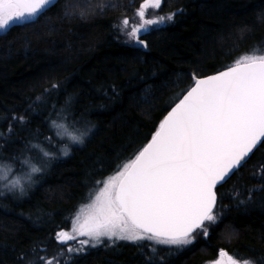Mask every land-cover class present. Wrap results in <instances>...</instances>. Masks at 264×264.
Returning a JSON list of instances; mask_svg holds the SVG:
<instances>
[{
  "label": "trees",
  "instance_id": "trees-1",
  "mask_svg": "<svg viewBox=\"0 0 264 264\" xmlns=\"http://www.w3.org/2000/svg\"><path fill=\"white\" fill-rule=\"evenodd\" d=\"M70 2L91 8L65 16ZM142 4L58 0L37 22L0 33L2 158L19 164L61 143L51 127L58 114L76 129L77 122L89 127L83 144L54 159L25 197L0 195V264H42L39 257L60 264H207L222 251L264 264V142L217 187V207L225 214L190 246L157 245L151 253L147 241H120L69 253L55 239L89 190L135 159L194 79L242 55L264 54V20L258 19L264 0H162L145 18L175 15L140 36L146 48L118 27L124 18L139 22Z\"/></svg>",
  "mask_w": 264,
  "mask_h": 264
},
{
  "label": "snow or ice",
  "instance_id": "snow-or-ice-1",
  "mask_svg": "<svg viewBox=\"0 0 264 264\" xmlns=\"http://www.w3.org/2000/svg\"><path fill=\"white\" fill-rule=\"evenodd\" d=\"M56 2L0 0V31L37 22ZM161 4L162 0H151L150 4L145 0L136 13L139 22L122 19L118 27L129 42L146 48L140 36L173 20L175 13L145 18L146 6L158 9ZM90 8V4L82 7L70 2L65 5L64 15L78 12L83 16ZM258 19L264 20V16ZM180 95L182 98L178 97L135 159L124 164L104 184L95 202L87 206L84 221L81 223L77 215L70 231L56 233L57 243L65 246L67 252H84L85 246L95 248L105 239L137 246H144L141 242L147 241L151 253L158 251L157 245L181 249L194 244L197 236L207 237L209 227L222 220L225 213L217 207V186L226 182L264 142V54L242 55L225 70L194 79V86ZM58 117L60 122H51L56 136L72 144L83 143L88 133L78 131L75 121L66 122L68 118L62 114ZM68 154L67 146L61 149L60 155ZM41 157L39 166L27 159L23 161L29 166L28 186L33 183V175L41 173L48 161L56 158L48 151H42ZM10 172V167L0 169V181H7L3 187L24 195L25 184L19 177L9 179ZM69 241L79 246L72 247ZM147 259L151 261L152 257ZM228 259L230 264H237L232 257ZM39 260L42 264H60L56 257ZM215 264L223 262L217 260ZM243 264L253 262L246 259Z\"/></svg>",
  "mask_w": 264,
  "mask_h": 264
},
{
  "label": "rangeland",
  "instance_id": "rangeland-1",
  "mask_svg": "<svg viewBox=\"0 0 264 264\" xmlns=\"http://www.w3.org/2000/svg\"><path fill=\"white\" fill-rule=\"evenodd\" d=\"M152 9H155V7H145V11H149V10H152ZM5 31H0V33H3ZM77 126L78 127H81L79 129H77L78 131L80 132H89V127L86 125V123H83V122H77ZM76 127V125H75ZM91 132V131H90ZM89 134V133H88ZM88 135L85 136L84 140L87 138ZM59 138V137H58ZM56 142V141H54ZM61 143H57L56 145H54L53 148H51V145L50 147H44V150H40L39 153H33L31 154L30 156L28 155H25L23 158H20L19 159V164H16V163H9V161L7 160H4L2 157H4L3 153L0 152V169H7V168H11V172L8 174L9 175V179H14V178H21L22 182L25 184V188H26V191H25V194L24 195H21L18 191L17 192H8L6 188L3 187L4 184L7 183V181H0V193H5V194H8L9 196L11 197H25L27 195V192L28 190L32 189L38 182H39V176L41 173H46L47 170L49 169V167L51 166V164L53 163V161H55L54 159H57L58 157L62 158L63 156L60 155V151L61 149H63L65 146H67L68 148V152H70V147L71 146H75V145H82L83 143L81 144H72L70 142L67 141V139H63V141H60ZM84 142V141H83ZM60 144V145H59ZM53 145V143H52ZM42 151H48V152H51L53 154H55V157L54 159H51L50 161H48L47 163V166L44 167V170L41 172V173H38V174H35L33 175L32 179H33V183L31 184V186H28L27 184V180H26V176L29 174V166L28 165H25L23 163L24 160H28L31 163H35L37 164L38 166L40 165V160L42 159L41 157V152ZM122 169H120L119 171H121ZM117 172L118 171H115L111 174H109L108 176L104 177L103 179H101L99 182L100 183H96V185L91 188L88 192V194L86 195V197L84 198V200L77 206V208L74 210V212L71 214L70 216V224L67 225L66 227H64L63 229L61 230H64V231H70L71 228L73 227V222L75 220V218L77 217V215L80 216V222L82 223L84 221V219L86 218L87 214H88V208L87 206L92 204L93 202H95L96 200V197L100 194L101 190L103 189L104 187V184L113 176H116L117 175ZM81 209H84V212L82 213L81 212ZM60 230V231H61ZM87 237H80V239H86ZM120 241H116V242H110L108 241L107 239L104 240V243H108V244H116ZM69 245L72 246V247H78L79 245L77 244V242L75 241H69ZM101 245V244H100ZM99 246V245H98ZM86 250L89 248L88 246H85ZM91 248V247H90ZM80 253V252H78ZM229 256H221L220 258H218L217 260H222L223 264H230L229 262ZM217 260H214L212 262H208L207 264H215V262ZM235 260V259H234ZM237 261V260H236ZM237 264H243V262H240V261H237Z\"/></svg>",
  "mask_w": 264,
  "mask_h": 264
},
{
  "label": "water",
  "instance_id": "water-1",
  "mask_svg": "<svg viewBox=\"0 0 264 264\" xmlns=\"http://www.w3.org/2000/svg\"><path fill=\"white\" fill-rule=\"evenodd\" d=\"M57 1H58V0H57ZM222 70H225V68L222 69ZM222 70H220V71H222ZM217 72H219V71H217ZM217 72L212 73V74H209V75H206V76H202V77H200V78H198V79H202V78L208 77V76H210V75L216 74ZM193 86H194V85H193ZM189 90H190V89H189ZM186 92H187V91H186ZM186 92H185L184 94H186ZM181 98H182V97H181ZM174 106H175V104H174L172 107H174ZM170 110H171V109H170ZM170 110H169V111H170ZM166 115H167V114H166ZM261 144H262V142L259 143V144L257 145V147L253 150V152L250 154V156L246 159V161H245L244 163H246V162L249 160V158L251 157V155L254 153V151H255V150H256ZM244 163H243V164H244ZM232 175H233V174H232ZM232 175H231V176H232ZM231 176H230V178H231ZM230 178H229V179H230ZM227 180H228V179H227ZM226 182H227V181H226ZM224 183H225V182H224ZM224 183H223V184H224ZM223 184H222V185H223ZM219 186H221V185H218L217 187H219ZM216 192H217V191H216ZM217 197H218V194H217ZM222 252L225 253V251H222ZM224 256H225V255H224ZM224 256H223V257H224Z\"/></svg>",
  "mask_w": 264,
  "mask_h": 264
},
{
  "label": "bare ground",
  "instance_id": "bare-ground-1",
  "mask_svg": "<svg viewBox=\"0 0 264 264\" xmlns=\"http://www.w3.org/2000/svg\"><path fill=\"white\" fill-rule=\"evenodd\" d=\"M1 195V194H0ZM102 245V244H101ZM90 248V247H89ZM86 251V250H85ZM74 253V252H73Z\"/></svg>",
  "mask_w": 264,
  "mask_h": 264
}]
</instances>
